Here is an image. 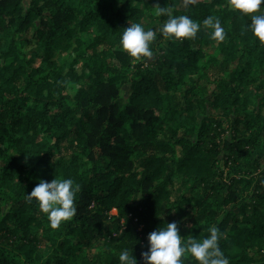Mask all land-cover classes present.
<instances>
[{"label":"trees","instance_id":"16d2710c","mask_svg":"<svg viewBox=\"0 0 264 264\" xmlns=\"http://www.w3.org/2000/svg\"><path fill=\"white\" fill-rule=\"evenodd\" d=\"M116 1L0 0V264H120L125 248L144 264L149 233L172 221L182 239L218 227L229 264H264V43L250 17L229 0ZM160 7L201 29L157 31L159 52L130 79L137 58L120 37L130 23L160 28ZM209 15L223 41L203 26ZM56 49L76 66L56 68ZM70 83H85L71 101ZM55 177L79 189L75 215L52 228L27 194Z\"/></svg>","mask_w":264,"mask_h":264},{"label":"clouds","instance_id":"9594fccd","mask_svg":"<svg viewBox=\"0 0 264 264\" xmlns=\"http://www.w3.org/2000/svg\"><path fill=\"white\" fill-rule=\"evenodd\" d=\"M186 4L195 0H185ZM232 9L249 16L251 23L245 28L254 37L264 43V12L261 6L264 0H229ZM158 15L167 16L163 25L154 30L145 29L142 23H130L124 28L120 37V45L133 58L151 57L150 47L155 40L157 31L171 39L193 38L201 29V22L188 15H173L168 7H160ZM206 29H211V37L216 41L225 39V30L218 17L209 15L202 21ZM79 186L71 178H57L49 181L41 180L30 193L28 201L35 200L39 208L47 214L52 228H57L62 222L70 220L76 213L75 197ZM207 237L202 241L193 238L182 239L178 223L172 221L166 226H160L149 233L148 248L141 253L144 264H184L182 257L191 255L198 264H229L227 257L219 246L222 237L216 226L209 228ZM120 264H139L133 251L125 248L118 256Z\"/></svg>","mask_w":264,"mask_h":264},{"label":"rangeland","instance_id":"374dc122","mask_svg":"<svg viewBox=\"0 0 264 264\" xmlns=\"http://www.w3.org/2000/svg\"><path fill=\"white\" fill-rule=\"evenodd\" d=\"M159 0H138V2L140 3V5L143 7V8H146L148 11H151L153 8V6H155V4L158 2ZM118 2V0L116 1ZM152 16H156L157 15V11L154 10V12L151 14ZM148 22V21H147ZM71 25H73L74 23H70ZM74 36L76 37V34H74ZM81 38L83 41L86 42L87 45H90L92 44L93 42H96V38L94 36H92V33L90 35V33H88L87 31H84L83 33H81ZM20 46V49L22 50V48L27 51L28 50V47H26L25 45H22V44H19ZM102 49V48H101ZM158 47H155L154 48V51H153V55L151 57H141V58H137V60L134 62L132 68L130 70H125L124 72L126 74H128L130 76V79L131 78H135V76H133V73L136 72V65L137 64H142V66L145 67H148L150 66V63L152 60H154L156 54L158 53ZM54 57L52 58L51 60V63L54 64L56 66V68L58 69H62L64 72H68L70 69H72L73 67L76 66L74 60L72 59L71 57V53H63V52H60L56 49L55 53H54ZM28 56L30 58H33L34 55L32 52H30V54H28ZM35 67L38 68V69H41L42 71H46L47 70V67H48V63H46L45 61H39L37 60L35 63H34ZM78 72H79V69H78ZM175 80L177 79V76L174 77ZM85 85V83H77V84H74V83H70V84H67V87H66V94L69 96L68 97V100L71 101L72 99L74 100L76 98V96L78 95V93H80V89L81 87H83ZM129 89H130V85H126L125 87H123L122 89V96L125 98L129 92ZM230 125H226L225 128H224V131H226L227 134H225L224 136H227L230 134ZM179 154H180V151H179ZM184 186H177L176 185V189H182L183 192L186 191L189 187H184ZM117 212L114 210L112 211V215L114 216H117ZM123 222H119V225H122ZM99 244V243H98ZM97 244L94 245V250L97 251Z\"/></svg>","mask_w":264,"mask_h":264}]
</instances>
